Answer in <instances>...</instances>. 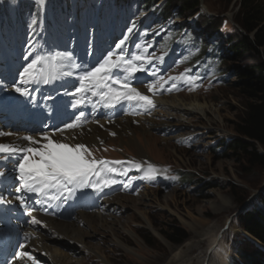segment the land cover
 I'll return each mask as SVG.
<instances>
[{
	"label": "rangeland",
	"instance_id": "1",
	"mask_svg": "<svg viewBox=\"0 0 264 264\" xmlns=\"http://www.w3.org/2000/svg\"><path fill=\"white\" fill-rule=\"evenodd\" d=\"M2 1L0 0V5ZM200 1L201 11L182 17L179 23L187 29L197 30L194 32L206 39L207 43V36L215 37L210 39L212 42L218 40L222 52L227 56L225 61L220 62L223 71L216 73L220 81H211L208 77L197 75L194 70L186 72L185 70L191 69L186 66L187 69H184L182 64L177 62L174 68L168 67L158 76L163 75L167 79L168 76L184 74L185 76L195 75L199 79L177 81V88L171 92L158 90L156 94L160 96L184 94L188 97L198 94L201 97L196 96V98H199L198 101L204 107L206 115L202 117L198 113H190L191 115L187 117L190 121L189 126L173 129L167 127L164 130L167 136H163L164 133H161L160 127L154 131H141L142 126L138 121L131 125L136 132L134 134L128 132L125 126L117 129L112 125L107 128L109 134L101 138L98 143L85 144L95 147L108 143L110 147L116 148L117 155H111L112 159L147 162L145 168L147 164H152L158 170V175L151 181L143 180L141 172L133 171L134 174H132V170L129 171L135 175L132 182H144L142 186L139 185L136 188L137 192L134 195L123 191L122 195H129L126 200L123 199L126 203H118L117 213L112 214L118 217L114 228L119 240L124 241L123 244L127 249L111 242L115 240V236L112 235L113 232L110 229L103 230L100 235L92 233L93 237L85 239L89 247L81 250L82 252L84 250L81 255L88 258L85 264H119L121 259H127L132 264H167L172 257L171 248L177 251H188L191 248L188 256L189 259L195 260L194 264H208L209 259L212 264V257L215 254L208 244L211 233L215 236L219 234L220 245H223L222 248L224 246L227 248L225 253L232 264H253L259 255V250L249 243L245 230L240 225V218L243 213L253 211L257 207L264 213V167L254 166L252 168L240 154L229 150L232 142L238 137L235 131L236 124L244 117L248 104L247 97L236 88L248 79L244 72H247V68H250L257 59L250 54L245 60H239L230 50L232 38L237 36V31L240 29L241 0ZM258 1L264 12V0ZM178 11L180 12L181 9ZM87 18L89 19V15ZM205 19L211 20V24L209 25ZM176 27L177 25L173 24L166 35V40L161 41L166 46L165 49L169 50L168 56L172 62L183 58L199 41L190 32L181 31V41L170 47L174 36L178 33ZM17 43L22 45L21 41ZM139 44H150L152 45L150 52H154L156 57L162 55L159 47L153 42ZM174 45L178 47L176 50H173ZM204 47H208L207 44H204ZM206 56L205 49L201 46L192 51L189 60L199 64L206 59ZM164 61L160 63L154 60L153 65L158 67L164 64ZM213 70L217 71V68L214 67ZM154 79L158 77L148 82ZM167 87H169L168 84L165 85V88ZM141 90L142 93L148 91L147 86H142ZM152 115L150 113L146 117H150L157 123L167 121L162 115L156 117ZM127 121L121 120L120 122L124 124ZM134 137L133 144H136L137 149L140 148L143 153H146V158L137 156L135 149L131 147L125 149L122 140L126 141ZM195 137H198L197 142L191 146ZM178 139H183V141L178 142ZM185 139L191 140L184 141ZM127 144L131 145V143ZM128 174L120 178L129 180ZM179 178L182 183L179 182ZM149 192L152 196L155 194L157 200L149 196L144 198ZM143 198L146 201H142ZM242 198H245V202L240 204ZM216 207L221 210H215ZM108 222L111 223V221ZM112 226L113 224H110L106 227ZM178 228L184 231L187 240L174 246L166 239L163 232L172 234ZM205 229L211 230L208 237L196 235ZM219 242L218 240L217 244ZM59 248L62 253L66 254V262L69 264H77L73 262V259L84 257L79 253L74 254L72 250ZM92 251L99 253L101 258L93 256L89 260ZM106 257L108 258L105 259ZM220 262L221 260L217 257L213 264H221Z\"/></svg>",
	"mask_w": 264,
	"mask_h": 264
},
{
	"label": "snow or ice",
	"instance_id": "2",
	"mask_svg": "<svg viewBox=\"0 0 264 264\" xmlns=\"http://www.w3.org/2000/svg\"><path fill=\"white\" fill-rule=\"evenodd\" d=\"M136 27L133 22L126 29L125 35L108 49L97 62L90 67L77 65L71 53L56 51L45 55L33 54L31 51L25 55L27 64L18 72L16 80L9 85L0 79V90L13 91L28 100L35 102L34 92L42 85H49L61 77L71 78L75 81L72 90L67 95L72 97L70 107L82 108L86 104V97L93 99L92 107L99 104L104 109H116L119 105H135L143 111H151L157 107L151 96L142 93L136 86L139 73L157 77V72L150 68L154 60L162 63L164 56H155L150 52V44H135V53L127 51L129 36ZM29 56L31 59L29 60ZM70 66L71 70H66ZM199 79L195 75L168 76L160 75L147 83L149 93L156 94L158 90L171 92L177 88V81H194ZM171 82V83H169ZM168 84L169 87L165 88ZM191 90V89H190ZM51 99V97H45ZM129 114V113H125ZM139 114V113H137ZM83 110L63 126L52 129V133L64 132L66 129H76L82 126ZM18 135L13 132L0 131V136ZM115 135V133H113ZM25 143H0V163L10 161L13 164L12 174L15 181L11 192H0V206H7L11 195L19 202L24 214L30 217L33 225H42V221L33 216L34 211L43 210L47 204L49 208H58L75 198L78 190L90 189L95 193H104L106 189L120 183L117 176H126L131 170L143 172L146 180L154 179L158 170L147 162L133 160H97L92 156L88 145L77 143L75 145L53 138L48 131L37 135H25L21 138ZM117 166H120L119 168ZM5 173L0 170V180ZM132 177L123 185L127 187L132 183ZM27 247L18 245L19 249ZM28 258L32 264H39L30 252L16 251L15 259Z\"/></svg>",
	"mask_w": 264,
	"mask_h": 264
},
{
	"label": "bare ground",
	"instance_id": "3",
	"mask_svg": "<svg viewBox=\"0 0 264 264\" xmlns=\"http://www.w3.org/2000/svg\"><path fill=\"white\" fill-rule=\"evenodd\" d=\"M196 96H199V95L197 94V95L188 97V96H185L184 94H178V95L171 96L169 98H163L159 101H157L158 99H156L155 103L157 107L155 108V111H154L155 117L162 115L163 118H165L167 121L164 119L166 122L157 123L154 120H151L150 118L148 119L142 118L141 120H143L144 123H142L140 120V124L142 126L141 131L143 132L145 131L147 132L150 130L154 131L157 127H160V130L162 131L161 133H164L165 132L164 130L167 129V127L169 128L171 127V129H173L175 127L189 126L190 121L188 120L187 117L191 114L198 113L202 117L205 116L206 113L204 112L205 111L204 107L200 104V102L198 101L199 98H196ZM127 120H126L127 122H125L126 124L125 123L122 124L123 122L116 121L115 124H118L119 122L121 124H118L115 127L117 129H120L118 127L122 126L123 128V126H125V129H127L128 132L130 131L133 134L136 133L134 132L135 130L131 127L133 123L131 121V117H128ZM107 125L108 124L106 123L99 122L97 125L94 124V126L81 129L80 131H77L76 133L72 132V133H68L67 135H61V137L58 138V140L62 142H67L72 145H75L77 143H83V144L97 143L99 141V138L100 139L105 138L108 135L107 128H106ZM115 127H114V130L117 131ZM124 132L126 133V130ZM133 139H135V137L128 138L126 141L122 140V142H124L123 145L125 149H128L131 147L135 149L137 156H140L141 158H146V153H143V151H141L140 148L138 149L136 148V144H133L134 143ZM9 140H11L10 141L11 143H15L17 145L24 143V142L23 143L20 142L15 137H11L9 138ZM138 140L141 142V139L139 137H138ZM178 140H179L178 142L183 141V139H178ZM127 143H131V145ZM150 194L151 192H149V194L147 193V195L144 198L149 196V198H155V200H157L156 199L157 197L155 196V194H153L154 197L152 196V194L151 195ZM127 196L129 195H120L118 199L113 198V199L103 200L100 203V206L104 205L103 208L101 209L100 214H96L95 212L93 214H87L85 212L79 213L77 211L78 205L82 200H87L88 203L90 204L91 198L87 199L84 196L75 195V198L71 199L69 207H67L64 210V212L72 211L77 214L79 213V215H77L75 219H72L70 221L61 222V221L51 220V219L48 220L51 231L45 232L44 234H36V237L38 239L32 243V248L41 252L44 258H47L46 256L51 257V259H48L47 262H45V264H69V262L68 263L66 262V254L62 253L61 252L62 250L60 251L59 247H62L61 249L72 250L74 254L79 253L81 255L84 252V250L83 252L81 250L89 247L88 243L85 242V239L87 237H90V238L93 237L91 236L92 233L96 235H100V233L103 230L110 229L111 232H113L112 235L115 236V240L111 242L116 243L118 247L127 249L123 244L124 241L119 240L117 231H115L116 229L114 228V226L116 225L115 223L118 221L117 220L118 217L117 216L114 217V215H111L112 210H114V208L116 207L118 203L119 204L126 203V201L124 200L128 198ZM144 198L142 201H146ZM216 208L217 209L215 210L217 211L221 210V208H218V207ZM89 212H93V211H89ZM114 213L116 214L117 210H115ZM121 216L122 214L120 215V217ZM108 221H111V223H109ZM110 224H113V226L106 227V226H109ZM98 229H101V230H98ZM210 233H211L210 229H207V230L205 229L201 233H196V235L198 234L201 237H205V236L208 237ZM245 234L248 235L246 232ZM218 240L220 241L219 244H217ZM68 243H70V245ZM220 243H221V240L219 238V234H216L215 236L214 233L213 234L211 233L210 237L208 238V244L211 247L212 252L215 254V256L212 257V264L215 263V259L217 257L221 260L220 262L221 264H230L231 262L228 260L226 256L227 254L225 253L227 251V248L225 246L224 248H222L223 245H220ZM217 247L219 249H217ZM189 250L191 251V248H189L188 251ZM170 251L172 253V257L168 260L167 264H194L195 260L193 261L192 258L189 259L188 251H183V250L177 251V250H174L173 248H171ZM90 256L91 258L89 260H91L93 256L97 258H101V255L95 251H92ZM206 256H207V252H206ZM107 258L108 257H106L105 259ZM87 259L88 258L84 256L83 258H78L77 260L73 259V262L77 264H81V263L85 264V261ZM209 260H208V264H211V259ZM71 261H72V258H71ZM105 262L108 263L107 260H105ZM121 262H119V264L120 263L121 264H132L127 259H124V260L121 259ZM15 264H32V261H28V260L25 261L23 259Z\"/></svg>",
	"mask_w": 264,
	"mask_h": 264
},
{
	"label": "trees",
	"instance_id": "4",
	"mask_svg": "<svg viewBox=\"0 0 264 264\" xmlns=\"http://www.w3.org/2000/svg\"><path fill=\"white\" fill-rule=\"evenodd\" d=\"M146 1L147 4L153 5L161 0ZM259 4L258 0H241L240 29L237 31V36L232 38L230 46V50L239 60H245L250 54L257 59L250 68H247V72H244L248 79L236 88L247 97L248 104L244 117L235 127L238 137L229 149L240 154L252 168L264 167V12ZM201 5L200 0H169L163 11L166 15H170L172 10L177 8L181 9L178 12L182 17L191 16L201 11ZM205 20L209 25L211 24V20ZM244 202L245 198H242L240 204ZM240 225L264 248V213L259 207L243 213ZM163 235L174 246L187 240V236L180 228L172 234L163 232ZM249 243L259 250V255L253 264H264V249L251 241ZM242 256L245 257L243 254Z\"/></svg>",
	"mask_w": 264,
	"mask_h": 264
},
{
	"label": "clouds",
	"instance_id": "5",
	"mask_svg": "<svg viewBox=\"0 0 264 264\" xmlns=\"http://www.w3.org/2000/svg\"><path fill=\"white\" fill-rule=\"evenodd\" d=\"M181 16V15H180ZM182 17V16H181Z\"/></svg>",
	"mask_w": 264,
	"mask_h": 264
}]
</instances>
